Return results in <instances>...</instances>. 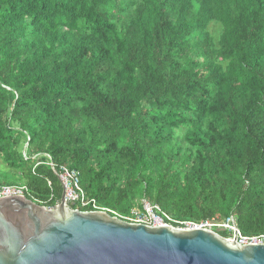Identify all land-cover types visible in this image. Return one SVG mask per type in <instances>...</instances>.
I'll use <instances>...</instances> for the list:
<instances>
[{
  "label": "trees",
  "instance_id": "trees-1",
  "mask_svg": "<svg viewBox=\"0 0 264 264\" xmlns=\"http://www.w3.org/2000/svg\"><path fill=\"white\" fill-rule=\"evenodd\" d=\"M51 163L111 215L263 233L264 0H0V184L55 206Z\"/></svg>",
  "mask_w": 264,
  "mask_h": 264
},
{
  "label": "water",
  "instance_id": "water-1",
  "mask_svg": "<svg viewBox=\"0 0 264 264\" xmlns=\"http://www.w3.org/2000/svg\"><path fill=\"white\" fill-rule=\"evenodd\" d=\"M0 264H264V244L72 208L64 191L52 207L0 198Z\"/></svg>",
  "mask_w": 264,
  "mask_h": 264
},
{
  "label": "built area",
  "instance_id": "built-area-1",
  "mask_svg": "<svg viewBox=\"0 0 264 264\" xmlns=\"http://www.w3.org/2000/svg\"><path fill=\"white\" fill-rule=\"evenodd\" d=\"M52 168L61 180L66 194V202L69 206L72 203L81 201L82 205H92V210H108L107 208L98 206L94 199L86 200L85 194L81 188L80 172L76 169H69L65 166L57 171L53 163ZM28 187L22 184H0V198L4 196H25L28 197ZM145 212L135 209L128 216L121 218L135 223H145L149 225H168L171 224L177 228L196 229L203 228L219 232L224 230L228 233L226 237L228 240L236 239L238 244H264V232L259 234H243L238 229L236 219L233 216L228 217L224 221H217L215 219H205L199 222L193 220H178L174 219L165 213L159 205L151 203L149 200H143ZM238 234L235 236V232Z\"/></svg>",
  "mask_w": 264,
  "mask_h": 264
},
{
  "label": "rangeland",
  "instance_id": "rangeland-1",
  "mask_svg": "<svg viewBox=\"0 0 264 264\" xmlns=\"http://www.w3.org/2000/svg\"><path fill=\"white\" fill-rule=\"evenodd\" d=\"M221 30V26L220 25H218V24H215V23H213L212 24V26H211V31L213 32V34H215L216 36L219 34V31ZM2 180L3 179H7V180H9V181H11V182H13L14 181V178L13 177H11V176H7V177H5V178H1ZM70 206V205H69ZM71 207V206H70Z\"/></svg>",
  "mask_w": 264,
  "mask_h": 264
}]
</instances>
